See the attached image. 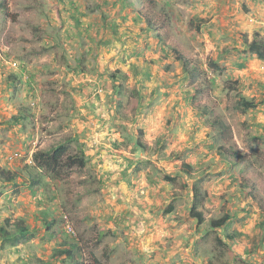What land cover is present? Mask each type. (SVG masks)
Returning a JSON list of instances; mask_svg holds the SVG:
<instances>
[{"label": "rangeland", "instance_id": "obj_1", "mask_svg": "<svg viewBox=\"0 0 264 264\" xmlns=\"http://www.w3.org/2000/svg\"><path fill=\"white\" fill-rule=\"evenodd\" d=\"M0 3V110L10 115L0 165L4 155H19L7 166L16 186H3L0 197L4 205L41 202L56 217L54 235L34 236L38 244L17 264H91L88 254L100 264H264V61L232 75L247 33L212 21L223 0ZM146 17L156 22L151 30ZM210 60L222 70L209 71ZM236 79L247 87L228 96L225 82ZM241 97L260 105L242 112ZM19 107L25 122L13 121ZM60 144L82 153L86 167L63 169L56 180L26 164L30 151ZM219 147L242 160L220 158ZM34 178L40 183L31 188ZM195 188L201 226L190 216ZM225 214V226L212 230L210 221ZM64 249L72 261L57 257Z\"/></svg>", "mask_w": 264, "mask_h": 264}, {"label": "trees", "instance_id": "obj_2", "mask_svg": "<svg viewBox=\"0 0 264 264\" xmlns=\"http://www.w3.org/2000/svg\"><path fill=\"white\" fill-rule=\"evenodd\" d=\"M5 9L4 5L0 3V12ZM137 14V18L140 20L142 19L141 13L138 9V11H135ZM73 17V16H72ZM152 17H146L145 22L147 24V29L151 30V27L154 26L156 23L155 21L152 22ZM72 20L75 22L76 27H81V23H79L78 19H75L74 17ZM117 33V27L112 26L110 27V34L114 37ZM239 37L242 38L241 44L243 49L239 52V58L235 59V61L232 63L233 69L237 71H241L245 69L248 65V63L252 59H257L259 61H264V37L263 33L260 30H257L254 32L252 39L248 38V34L239 35ZM229 48L225 50L226 52H229ZM216 58H220L216 57ZM241 61H236L240 60ZM183 66H186V62L183 61ZM184 68V67H183ZM207 68L211 72H219V67L217 66L216 61H208ZM198 69L196 67H191L187 70L188 79L191 83H193L197 76ZM14 79L15 76L11 75ZM123 79L126 77L123 76ZM115 80V79H113ZM229 81L226 80L225 82V90L227 92V95L229 96L230 92H233L235 90V87L238 86L239 90L246 89L247 86L243 82H239L237 79L233 80L232 83H228ZM259 103L255 102L253 99L248 100L245 97H241L236 101V107L240 109L242 112H246L249 110H254L259 107ZM28 113L27 109H21L17 115V117L13 118V121L18 122L19 121H26L28 119V116H26ZM33 124V122H30ZM69 145L67 144H60L54 148H52L49 151H40L36 150L31 155V163L32 167L35 170H39L41 172H45L49 174L53 179L59 180L61 179V172L63 169L71 170L72 168L76 167L79 170H82L86 167V159L83 156L82 153H76V154H70L69 153ZM216 154L222 158L226 159L225 157L228 155H231L233 159L236 160H242L243 155L235 153L230 148L223 150V147H219L216 149ZM230 156V157H231ZM229 162V161H228ZM238 162V161H237ZM232 164V162H229ZM186 167V166H185ZM185 175L189 176V167L183 171ZM163 181L167 182H173V177H166L163 176ZM0 182L1 186H7L11 185L12 187L16 186V174L13 172H10L7 169L0 168ZM40 183L39 179H31L29 181V187L34 188L38 186ZM194 201L191 207L190 216L194 218L198 224V226H201L204 222L203 216L196 212L195 209L198 206L197 200L199 199V196L197 195V189H194ZM13 194H17V191H14ZM261 211L264 214V202L262 205H260ZM263 209V210H262ZM230 216L228 214L223 215L221 218L217 220H211L210 221V227L212 230H217L225 226V224L229 221ZM104 236L103 234L99 235V239ZM34 238V235H31L30 229L28 226L25 225L24 220L22 219H4L2 223H0V249L4 250L6 247H16L20 244L28 243ZM231 237H229L230 239ZM76 250H81L79 247H76ZM57 257L62 258L64 257V260L72 261L73 260V253L69 251L68 249L60 250L57 252ZM88 258L91 262V264H100L99 261L93 257L91 254H88ZM23 260L20 259L18 262H22ZM40 264H47L43 261H40Z\"/></svg>", "mask_w": 264, "mask_h": 264}, {"label": "crops", "instance_id": "obj_3", "mask_svg": "<svg viewBox=\"0 0 264 264\" xmlns=\"http://www.w3.org/2000/svg\"><path fill=\"white\" fill-rule=\"evenodd\" d=\"M235 1H236V5L240 6V8L236 7L234 11H233L232 6L230 7L229 4L224 3L225 2L224 0H223L222 4H225V5H224V10H223L222 15H221V12H222L221 9L218 11V14L216 13L217 12L216 9L211 10L210 16L213 18L212 21H214V22L218 21L217 24H220V25L224 23L225 25H222V26H224V28L229 27L228 25H235L237 30L241 31L242 33H247V34H250V32H252L253 29H257L263 33V37H264V0H235ZM243 7H246L248 10H250V12H252V14L244 13V12L240 11ZM229 8L231 9V11H229ZM205 14H208V10L205 11ZM249 15L254 16L253 18L251 17V21L252 22L255 21V23L252 24V23L248 22L247 19H249ZM199 16L201 17V13L199 14ZM243 18H244V20H243ZM211 24L212 23H209L208 26L206 24V26L208 28H210L209 30H211V31L216 32V31L222 30V28H223V27H220V29H219V25H217V26L213 25L212 26ZM230 28H231V26H230ZM250 29H251V31H250ZM257 30H254V31H257ZM222 31H224V29ZM255 60H257V59H255V58L252 59L248 63L247 67L241 71L232 70V75L238 76L239 74H245V76H246L250 71H252L251 70L252 67H255L254 66ZM236 61H241V59L236 60ZM263 71H264V69H263ZM3 109H6V107H4ZM20 110H21V107H19V110L15 109V113H13V114L18 115ZM2 112L0 110V134H3L2 131L4 130V128L8 127L7 120L10 117L9 114L7 115V114H4ZM8 123H9V121H8ZM19 126L20 125L15 126L14 132H15V135L18 134V137L22 140V142H24L25 137H26L25 130L21 129V127H19ZM37 130L38 129H36V131ZM18 131H19V133H18ZM32 133H33L32 137H34L35 136V130ZM37 133H38V131H37ZM40 133H41V131H39L37 138H39V136H41V135H39ZM33 144H35V143H33ZM38 148H41L40 144H39ZM31 153H33V152L30 151L29 158L26 160V164L32 165V163H31V155L32 154ZM14 154H15L14 158L9 156V155L3 154L4 155V162H5V158H6V162H5L6 165H0V167L7 169L10 172H13L7 166H11V164L14 161H16L15 158L19 157L18 154H16V153H14ZM27 185L29 186V182L27 183ZM2 188H4V187L1 186V182H0V190H2ZM24 190H27V189L24 188ZM27 191L30 194H32V192H33V191H30L29 189ZM20 193L22 195H23V193H25L27 195V192H25L23 190ZM38 198H40V196H38ZM6 201H7V198L5 201H3L2 197H0V223H2L4 219H11L12 221L15 219H22V220H24L25 225L28 226V228L30 229L31 235H34V236H36V235H54V232L56 229L55 228L53 229V226L55 225V224L53 225V223L56 220V217L54 216L55 211L54 212L51 211L49 205L43 204L41 202H39V203L33 202L32 205L30 203H26V205L24 204L21 206V205H18L20 202V201H18V202H15V204H13V205H8V203H9L8 202L7 203L8 206H7L6 204L5 205L3 204V202H6ZM47 218H49V219H47ZM46 219L48 221H46ZM35 239L36 238L34 237L30 242L20 244L16 247H6L4 250L0 249V264H17L18 260H20V259L24 260L25 257L29 255L28 253H29L30 247L34 246V244H36V243L38 244L37 241L35 243Z\"/></svg>", "mask_w": 264, "mask_h": 264}]
</instances>
